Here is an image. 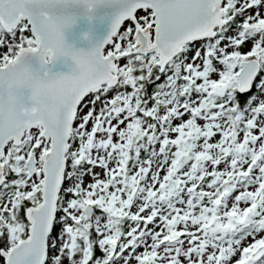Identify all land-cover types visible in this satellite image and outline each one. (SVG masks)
Segmentation results:
<instances>
[{"label":"snow or ice","instance_id":"obj_1","mask_svg":"<svg viewBox=\"0 0 264 264\" xmlns=\"http://www.w3.org/2000/svg\"><path fill=\"white\" fill-rule=\"evenodd\" d=\"M0 264H264V0H0Z\"/></svg>","mask_w":264,"mask_h":264},{"label":"water","instance_id":"obj_2","mask_svg":"<svg viewBox=\"0 0 264 264\" xmlns=\"http://www.w3.org/2000/svg\"><path fill=\"white\" fill-rule=\"evenodd\" d=\"M68 39H69V40L72 39V35H71V33H69V35H68Z\"/></svg>","mask_w":264,"mask_h":264}]
</instances>
